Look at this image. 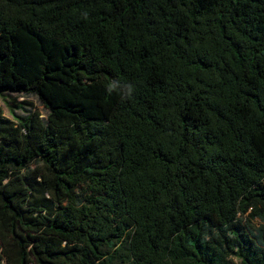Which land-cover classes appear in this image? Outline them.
Listing matches in <instances>:
<instances>
[{
  "label": "trees",
  "instance_id": "1",
  "mask_svg": "<svg viewBox=\"0 0 264 264\" xmlns=\"http://www.w3.org/2000/svg\"><path fill=\"white\" fill-rule=\"evenodd\" d=\"M6 93L0 264H264V0H0Z\"/></svg>",
  "mask_w": 264,
  "mask_h": 264
},
{
  "label": "rangeland",
  "instance_id": "2",
  "mask_svg": "<svg viewBox=\"0 0 264 264\" xmlns=\"http://www.w3.org/2000/svg\"><path fill=\"white\" fill-rule=\"evenodd\" d=\"M0 111L4 117L13 121H19L20 118H29L34 113H39L42 118H46L48 114L45 106L35 95L14 93L0 94ZM30 167L31 169H36V167L43 168L40 163L39 165L34 163Z\"/></svg>",
  "mask_w": 264,
  "mask_h": 264
},
{
  "label": "clouds",
  "instance_id": "3",
  "mask_svg": "<svg viewBox=\"0 0 264 264\" xmlns=\"http://www.w3.org/2000/svg\"><path fill=\"white\" fill-rule=\"evenodd\" d=\"M85 15V18L87 17V13L84 14ZM117 83L116 81H113L109 87H108V91L109 92H112L113 90H116L117 89ZM133 91H134V87L132 84H125L124 85V92H123V96L122 98H131L132 94H133Z\"/></svg>",
  "mask_w": 264,
  "mask_h": 264
}]
</instances>
